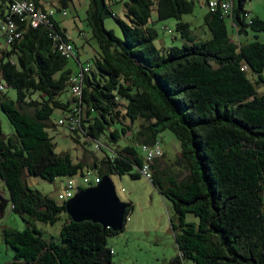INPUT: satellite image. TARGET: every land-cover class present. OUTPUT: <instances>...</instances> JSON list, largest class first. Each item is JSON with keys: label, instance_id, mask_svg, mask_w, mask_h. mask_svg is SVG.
<instances>
[{"label": "trees", "instance_id": "1", "mask_svg": "<svg viewBox=\"0 0 264 264\" xmlns=\"http://www.w3.org/2000/svg\"><path fill=\"white\" fill-rule=\"evenodd\" d=\"M58 1L66 8L70 0ZM198 1L206 7L208 38L195 35L181 20L193 11L194 0H88L86 21L95 54L81 97L69 100L61 95L69 92V78L83 64L78 62L72 73L68 57L55 46L54 32L70 41L65 29L54 17L51 25L32 27L11 16L22 35L6 45L0 37V82L16 92L12 100L0 89V109L13 128L0 134V181L11 210L27 216V225L2 227L3 240L13 249L12 260L2 264L110 263L108 237L118 232L66 214L57 235L47 237L32 219L60 220L66 212L57 195L68 179L84 175L85 166L99 179L105 174L143 176L141 145L158 143L164 130L179 141L176 157L166 167L162 152L151 180L143 177L171 202L176 264H264V42H241L228 30L229 21L238 35L264 31V21L248 14L246 0H226L231 2L227 13L222 0L214 6L213 0ZM10 2L0 0V22L10 14ZM115 2H122L123 19L112 10ZM153 12L157 19H178L182 45L155 46ZM109 16L121 35L104 26ZM75 102H80L82 118L70 132L76 142L80 134L128 142L110 154L100 148L102 157L87 151L91 162L56 152L47 130L53 125L50 115L55 109L65 115ZM26 175L48 181L65 177L66 182L55 198L30 188ZM186 213L198 221H186Z\"/></svg>", "mask_w": 264, "mask_h": 264}, {"label": "rangeland", "instance_id": "2", "mask_svg": "<svg viewBox=\"0 0 264 264\" xmlns=\"http://www.w3.org/2000/svg\"><path fill=\"white\" fill-rule=\"evenodd\" d=\"M202 4L198 0H194L193 11L183 14L181 20L190 23V28L195 35L208 38L210 34L203 20L206 7ZM87 7L88 0H72L69 2L68 7L65 8L66 15L61 17V24L66 28L67 36L73 46L75 56L76 53L79 54L80 62L83 65L94 56L95 52H93V47L96 44L86 21ZM111 7L114 13H117L122 19L124 18L122 2H115ZM245 7L250 16H257L264 21V0H246ZM151 18L158 33L157 38L154 40L157 48L165 49L171 45H182L183 41L180 34L175 29L178 22L177 18L157 19L154 12ZM104 26L107 29L113 30L116 35H121L120 28L113 16L105 18ZM228 30L232 39L241 42H251L254 40L264 42V31H249L247 35H238L233 30L229 21ZM75 56L68 58L67 68L76 70L79 67ZM258 89L260 92L262 91L261 86ZM3 91L6 92L10 99L15 100L16 92L13 88L6 87ZM66 96L71 97L66 91L61 95V98L65 99ZM61 116L62 111L55 109L49 118L53 125L47 129L56 144V152H67L71 155L73 161L81 159L87 162L92 161L93 155L91 153L97 157L105 155L104 150L96 146L97 142L95 140L89 139L83 134L78 136V141L76 142L73 139L74 135L70 133L68 128L57 124V120ZM136 123L132 125L136 126ZM0 132L5 135L13 132L11 124L1 109ZM99 141L107 144L106 146L108 148L103 149L108 154L111 153V149L116 147V145L121 146L128 142L126 138H120L116 143H110L105 136H101ZM158 143L162 152H164L162 161L168 163L165 164L168 167L175 159L176 153L179 150V141L172 132L164 130L158 135ZM92 171V169L86 166L83 167L84 174L89 173L91 175ZM110 176L115 185L118 197L122 201L131 203L133 208L126 215L123 230L108 237V245L112 248L113 255L111 262L106 264H176L179 254L170 223V218L173 216L171 202L166 197H163L153 184L143 176L138 178H133L129 174H111ZM73 178L78 183H82L80 173L73 176ZM24 180L30 188L55 198L57 192L64 187L66 182L65 177H57L53 181H48L33 175H26ZM82 186L86 187L83 183ZM0 194L4 198H8L7 190L1 181ZM65 215L66 213L61 214V219L55 224H47L35 221L34 219H32V222H35L37 228L42 230L45 236H56ZM26 219L12 211L11 204L9 202L7 203L3 214L0 215V264L11 261L13 256V249L5 244L3 240L2 227L23 229L27 225ZM185 220L197 222L198 218L192 213H186ZM185 263L188 264L190 262Z\"/></svg>", "mask_w": 264, "mask_h": 264}, {"label": "built area", "instance_id": "3", "mask_svg": "<svg viewBox=\"0 0 264 264\" xmlns=\"http://www.w3.org/2000/svg\"><path fill=\"white\" fill-rule=\"evenodd\" d=\"M42 0H11L9 15L6 16V19L0 22V37L3 39L4 44H9L14 42V40L19 39L22 35V31L18 27V23L11 16L19 17V21H25L32 27H38L40 25H51V18H55L56 12H59L62 16L66 15V10L64 7H49L45 8L42 6ZM216 1H211L210 5L214 6ZM224 13H227L231 7V2L223 1L221 3ZM53 39L56 40L55 46L59 52L65 57H74L75 52L70 41L62 40L60 35L56 32L53 33ZM91 63L86 62L85 65H82L80 70L75 74H72L69 78V92L72 97L80 98L83 88V78L85 74L89 71ZM4 88V83L0 82V89ZM75 102L72 108L66 113L63 114L60 119H58L59 124H64L66 128L71 132L73 129L79 127L81 122V106L80 102ZM96 146L98 148H106V144L100 141H96ZM143 151V163L138 168L141 175H143L147 180H151L153 170L152 165L156 158L162 155V150L159 143L153 145L143 144L141 145ZM82 183L87 186L97 184L100 179L93 174H84L81 176ZM91 181V182H90ZM90 182V183H89ZM82 183H78L74 178L67 180L65 187L62 191L58 193V199L67 200L72 197L77 189L84 188Z\"/></svg>", "mask_w": 264, "mask_h": 264}, {"label": "water", "instance_id": "4", "mask_svg": "<svg viewBox=\"0 0 264 264\" xmlns=\"http://www.w3.org/2000/svg\"><path fill=\"white\" fill-rule=\"evenodd\" d=\"M9 202L0 194V214ZM129 202L122 201L110 175L105 174L91 186L77 189L74 195L64 201L66 214L73 221L90 220L99 223L104 229L120 232L124 228Z\"/></svg>", "mask_w": 264, "mask_h": 264}, {"label": "crops", "instance_id": "5", "mask_svg": "<svg viewBox=\"0 0 264 264\" xmlns=\"http://www.w3.org/2000/svg\"><path fill=\"white\" fill-rule=\"evenodd\" d=\"M70 1H72V0H70ZM70 1L67 2L68 5H69V2H70ZM41 3H42V6L45 7V8H49V7H52V6H53V7H56V6L60 7V6H62L61 3H60L58 0H42ZM66 8H67V7H66ZM61 17H62V15H61L59 12H56L55 18H56V20L59 22V24L62 26V24H61ZM62 27L65 29V32H66V28H65L64 26H62ZM66 34H67V32H66ZM82 34H84V33H82ZM0 44H1V42H0ZM93 52H94V50H93ZM75 59H76L77 62H79L80 64H82V63L80 62L79 54H78V53H76ZM87 61H88V60H87ZM79 63H78V64H79ZM78 69H79V68H77L76 70H72V73H75L76 71H78ZM68 93H69V92H68ZM69 95H70V93H69ZM68 97L70 98V96H68ZM68 97L66 96L65 100H66V99L69 100ZM0 134H2V133L0 132ZM125 144H126V143H125Z\"/></svg>", "mask_w": 264, "mask_h": 264}]
</instances>
